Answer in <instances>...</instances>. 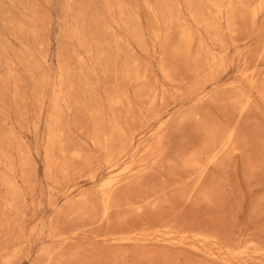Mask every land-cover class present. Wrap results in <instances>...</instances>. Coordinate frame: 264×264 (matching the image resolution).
<instances>
[{
  "label": "rangeland",
  "instance_id": "rangeland-1",
  "mask_svg": "<svg viewBox=\"0 0 264 264\" xmlns=\"http://www.w3.org/2000/svg\"><path fill=\"white\" fill-rule=\"evenodd\" d=\"M238 2L231 28L237 49L214 72L219 80L204 99L185 100L206 56L222 54L203 21L213 19L222 42H229L208 1L0 0V247L5 230H23L11 236L22 241L35 232L16 264H264V253L246 260L230 254L250 242L264 250V15L251 19L246 0ZM240 53L247 56L244 65ZM244 95L252 96L248 105ZM116 96L123 111L166 108L169 142L163 156L105 193L99 186L106 170L89 180L95 159L104 157L93 149L89 113ZM58 104L64 135L49 151ZM228 124L237 151L220 160L204 184L208 189L220 179L219 190L186 197L188 190L176 183L191 174L188 157ZM152 192L157 195L142 201ZM161 225L171 233L153 235ZM184 231L220 241L206 251L182 239Z\"/></svg>",
  "mask_w": 264,
  "mask_h": 264
},
{
  "label": "bare ground",
  "instance_id": "bare-ground-1",
  "mask_svg": "<svg viewBox=\"0 0 264 264\" xmlns=\"http://www.w3.org/2000/svg\"><path fill=\"white\" fill-rule=\"evenodd\" d=\"M205 1L206 2L208 1L209 6L212 9H214L215 14L217 15V19L223 20L225 22L226 28L230 32L229 42L228 43L222 42V38L219 35L218 29L216 27V23L213 21V19H211V20L205 19L204 21L202 20L203 23L205 24L204 25L205 29H210L212 32L214 31V35H215L214 40H215L216 44L221 46L222 54L220 55V54L210 53L208 56H206L207 60H206L205 65H203L202 67H200L198 69L197 73L195 74V76L193 78V81L188 83V87L186 88V91H185L186 93L184 96L185 100H189L193 97H197L199 100L204 99L207 89L216 85V83L219 80V78L216 75H214V72L223 68V62H224L225 58L227 57V55L230 54V52L232 50L237 49V43H239V42H237L238 38L234 35V31L231 29L233 26L232 19L235 16V12H237V10L235 11L234 7H233V1L234 0H205ZM238 1H241V0H237V3H239ZM242 6H244V5H242ZM235 7H236V5H235ZM238 7L240 8L241 6L239 5V6H237V8ZM246 7L249 8L248 11H250V15L252 17V18L250 17L251 19L255 20L256 17L259 16V14L264 15V0H253L252 4H249V0H246ZM241 8H243V7H241ZM259 19H260V17H259ZM263 21H264V19H263ZM255 22L256 21H254V23ZM254 26H255V24H254ZM257 31H258V29H257ZM253 33L255 34V32H253ZM257 33H256V35H257ZM184 40L186 42L190 40L188 33L187 34L185 33ZM263 50H264V48H263ZM244 52H246V50ZM208 53H209V51H208ZM239 57H240V61H244L243 62V65H244L246 63L245 61L247 59L246 58L247 56L240 53ZM60 81H61V79H60ZM61 84H63V83H61ZM250 84H251V89L256 88L255 83H253L252 79H250ZM110 89L111 88H109V91H110ZM90 90L92 92L91 87H89V91ZM244 98H246L245 103H246V105H248V103H250V100L252 99V96L249 95V96H245ZM106 101L107 102H106L105 108H100V105H98V104L92 105L90 113H89L91 120H92V123H93V127H94V134H93L94 137H93V143H92L93 149H95V151H97V153L104 155V157L101 159L102 161H99L100 159H98V158L95 159L96 164L90 170L91 172L89 174V180L96 181L98 179V176H99V174H98L99 171L102 169L106 170L107 174H108V178H106L103 181V183L99 186V191L105 192V193L112 191L111 189L116 184H118L122 180L123 177H125L126 175L133 172L135 168L145 167L148 162L153 161L154 159L160 158L161 156H163V154L165 153V146L169 142V140H168L169 128H168L167 123L165 121H163L166 108H164L162 111L153 112L151 114L150 113L147 114V111L139 110V113L136 114L137 112H136L135 107L130 106V105L124 111L120 109V106H122V101H123L122 97L116 96L112 99L109 98ZM157 101H158V96H155L154 99L151 101L149 111H152V108L157 103ZM161 101H163V100H161ZM61 108L62 107L58 104V106H55V108L53 109V111L51 113L50 118L52 119L53 125H51L50 132H49V135H50L49 137H51V139H50L51 146L49 148V151L56 148V145L62 141V137L64 135L62 130H61L62 126L60 125ZM104 127H106V129ZM101 128H104L105 130L101 131ZM234 137H236L235 136V128H233L231 124H228L224 127L223 131L220 134H215V133L213 134L212 133V134L206 135V139L203 141L201 148H199V150L197 152L190 154V156L188 157L189 158L188 162L186 163V165H187L186 167L191 172L190 176H188L187 179L178 180L177 183L175 182L176 186H184L188 190L186 197L194 196L198 193H200V194L204 193L203 195L207 196V198H208V195L212 194V192H213V195H211L212 197L214 196V194H216L213 191V187H214V189H217V191L219 190L216 186L218 185L217 183L221 184L220 182H222V181H220V179H219V182L214 181L213 183H211V185L208 189H204V184H205V181H206L207 176L209 174V171L213 167L215 168L216 166H218V164L220 163V160H222L225 157L227 158L231 153H233L234 151H237V149H235L233 146L234 145ZM145 138L152 140L153 141L152 145L148 146V147L146 146L144 148H140V145L137 144L136 142L137 141L139 142L140 139H145ZM140 153H142V154H140ZM73 157L77 160L82 159V157L77 153H75L73 155ZM137 157H139V158L137 160H135ZM89 165L92 166L91 163ZM217 169H218V167H217ZM126 184H127V182H126ZM72 187H75V185L71 186V188H69L66 192H68V191L70 192L71 190H73L74 188H72ZM181 193H183V192L181 191ZM156 195H157V192H152V193L147 194V196L143 200L142 199H140V200L144 201L147 198V200L149 201V199H148L149 197L152 198ZM182 195L185 196V194H182ZM107 200L108 199H106V201ZM140 200H138V201H140ZM82 201H85V200H82ZM135 204H136V202L131 204V205L136 207ZM137 205H138V202H137ZM107 206H108V203H107V205L105 204V208H107ZM191 229H193V228H191ZM18 231L22 233L23 230L9 229V230H5L3 233L4 240H3V243L0 247V260H1L2 264H16L20 260L19 255L22 253L23 247H25L27 245H31V239L35 233L34 230L29 233L28 237H26V238L24 237L25 239H23V241L20 240V238H17L15 240L11 239L12 234L17 233ZM153 233H154L153 235H159L161 233L169 234V233H171V231H168V228H166L165 225H161ZM180 234H181V237L183 236L182 239L194 240V241L198 242L199 244L201 243L203 248L207 244L211 245V246H216L218 244V241H220V240L217 241L216 238L210 237V236L203 234V233H191L190 234V233L184 231V232H181ZM169 236L171 237V235H169ZM16 237H18V236H16ZM21 237H23V235ZM138 238H140V237L138 236ZM114 239L118 240L120 238L115 237ZM149 239H151V238L149 237ZM124 241H125V239H124ZM126 241H129V239H127ZM171 242L173 243L174 241H171ZM176 242L177 241H175V243ZM180 242L183 243L184 241L183 242L180 241ZM113 243H114V241H113ZM263 243H264V241H263ZM180 244H178V246ZM202 246H201V248H202ZM207 248H208V246H207ZM207 248H206V251H207ZM241 248L242 249H240V247H239L240 251H238V250L237 251H231L230 254L234 255V256L246 257L245 258V260H246L247 258L250 259V257L253 255H259V254L264 253V250L254 242H250V243H248L247 246L245 245ZM212 249H208L209 253H210V250L212 251ZM195 250L198 251V248L195 247ZM198 253H201V252H198ZM209 253H208V255H209ZM47 254H48V252H47ZM29 255H30V252L26 254V257L29 258ZM223 255H224L223 257L225 258L226 255L225 254H223ZM234 256H232V257L234 258ZM209 257H210V255H209ZM224 258H223V260H224ZM236 259H238V258H236ZM243 259L244 258H242V260ZM227 260H230V259L227 258ZM236 261L237 260H235V262ZM225 263H226V260H225ZM242 263H243V261H242ZM245 263H246V261H245ZM226 264H228V263H226Z\"/></svg>",
  "mask_w": 264,
  "mask_h": 264
}]
</instances>
